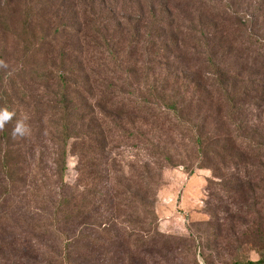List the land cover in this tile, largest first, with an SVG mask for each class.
I'll list each match as a JSON object with an SVG mask.
<instances>
[{"label": "rangeland", "instance_id": "374dc122", "mask_svg": "<svg viewBox=\"0 0 264 264\" xmlns=\"http://www.w3.org/2000/svg\"><path fill=\"white\" fill-rule=\"evenodd\" d=\"M44 1L0 0L1 69L54 70L71 48L58 25L70 20L69 1L42 16ZM91 1L125 66L91 77L96 99L110 102L79 110L77 142L60 137L52 98L17 101L12 127L0 129V264H199V253L206 264H264V50L255 45H264V0ZM30 12L47 40L44 54L24 58L16 35ZM153 16L164 26L150 25ZM82 35L86 76L103 61ZM214 62L235 85L234 110L211 86ZM30 76L17 79L20 95L56 91ZM255 79L259 91L241 94ZM155 96L194 100L183 114L205 151L182 141L187 126L169 116L110 107ZM20 120L28 131L13 135Z\"/></svg>", "mask_w": 264, "mask_h": 264}, {"label": "trees", "instance_id": "16d2710c", "mask_svg": "<svg viewBox=\"0 0 264 264\" xmlns=\"http://www.w3.org/2000/svg\"><path fill=\"white\" fill-rule=\"evenodd\" d=\"M69 1L70 3V13L68 23H66L65 15H61L59 17L58 25L61 26L66 33L71 38V48L68 51L59 52L61 54V60L56 69L52 70L47 64H39L36 68V71H30L31 76L28 75L26 71V67L22 69V71H14V70H6L0 68V109H7L10 112H13V108L16 107L17 101L23 102V100L27 101H37L38 103H46V98H52L54 101L53 105L58 109L59 117L57 124L58 127L62 129V133L60 137L63 138L64 141H74L77 142L79 139H84L82 134L77 129V122L80 118L78 115L79 110L84 107L87 108L94 106H98L99 103L103 104L105 107L109 106V101L103 99L99 101L96 99L95 95H97L95 89L98 88L97 82L95 79L91 78L92 76L100 77L104 74L105 70H109V67H112L115 72L121 70L123 65L122 61L119 60L118 53L116 54V50L114 49V45L110 44V40L105 37L103 34V30L107 29V22H98L99 19L96 15H94L90 8L86 3L90 2L93 5L91 0H46L43 3L42 16L44 13L48 11L54 12L55 15L58 16L62 12L63 7ZM184 1V0H183ZM58 5L55 6V3ZM86 4V5H85ZM79 5L82 6L83 10L79 9ZM54 8V9H53ZM54 10V11H53ZM168 17V16H166ZM33 20V14L25 13V21L23 23L22 31L17 34L18 40L23 45V53L22 56L24 58H35L37 55L44 54L42 51L43 42L47 40V36L45 34L37 35L34 30H31V24ZM136 24V22H135ZM135 24H127L128 26H132L130 29L134 30V33L139 32ZM160 25L164 26V23H161V18H155L150 23V25ZM214 26V25H213ZM171 28V24L166 26V29ZM56 28L55 34L56 38L60 37L63 30L58 31ZM165 30V29H164ZM56 31H58L56 33ZM61 32V33H59ZM59 33V34H58ZM83 33L92 34L93 40L90 44L95 43V48L102 57V63L98 64L96 67H93L92 72L84 76L82 74L81 68L78 63V59L81 56V49L83 42ZM133 35V33H131ZM85 36V34H84ZM38 43V48H37ZM257 47H260L261 50H264V45L258 42H255ZM264 60V57H263ZM69 64L70 68L66 70L65 65ZM215 65V66H212ZM210 66L213 67L211 73H209V77H212L211 86H214V90L219 91L221 95H223L224 99H222V105H226L230 108L235 107V99L228 94L229 90H235V85L228 82V77L225 71H220L217 68L216 63H212ZM260 66L264 68V61L260 63ZM127 68V67H126ZM106 76L110 79L112 78V73ZM30 76L28 79L31 81H36L41 85L45 86H54L57 85V89L51 95H34L29 93L19 94V89L17 86V79L19 77H23L24 79ZM113 76V75H112ZM105 79V77L101 78V80ZM262 79H255L250 81V84L243 87L241 90V94H253L259 91L260 83ZM53 82V83H52ZM55 82V84H54ZM214 83V85H213ZM97 85V86H96ZM194 91L199 89L201 85L199 83H194ZM109 88H107L108 93ZM111 93V92H110ZM199 93V92H198ZM99 95V94H98ZM199 95V94H198ZM248 95V96H249ZM20 97V98H19ZM105 97V96H104ZM156 101H150L149 103L145 102H132L129 103H118L115 106L111 105L110 107L116 108L120 111L122 110V115L125 116L127 114L132 113H140V114H152V116L156 118H162L163 120L168 118L169 120L175 119L178 121L177 125L182 129L181 126H187V129L181 133L183 135L182 141L187 139L188 144H192L193 147L202 148L205 151L204 142L201 134H199V128L197 127V123H193L192 127L190 126V121L183 114V110L186 108L188 103L194 102V100L187 99H166L159 98L155 96ZM200 98H198L199 101ZM158 100V101H157ZM102 106V105H101ZM220 107V105H218ZM100 108V105L98 106ZM14 116V115H13ZM15 118L13 117L11 121L7 122L5 125L12 127ZM170 122V121H169ZM181 125V126H180ZM92 126V125H91ZM90 126V127H91ZM4 134V133H3ZM7 134V133H6ZM11 134V131L8 135ZM207 154V153H206ZM173 157H169L168 164L173 163Z\"/></svg>", "mask_w": 264, "mask_h": 264}, {"label": "clouds", "instance_id": "9594fccd", "mask_svg": "<svg viewBox=\"0 0 264 264\" xmlns=\"http://www.w3.org/2000/svg\"><path fill=\"white\" fill-rule=\"evenodd\" d=\"M2 63V62H0ZM14 113L8 111L7 109H0V129H3L5 124L12 120ZM28 128L23 120L17 121L14 129L13 135L23 136L27 133Z\"/></svg>", "mask_w": 264, "mask_h": 264}, {"label": "water", "instance_id": "95a60500", "mask_svg": "<svg viewBox=\"0 0 264 264\" xmlns=\"http://www.w3.org/2000/svg\"><path fill=\"white\" fill-rule=\"evenodd\" d=\"M198 261H199V264H206L205 260L203 259L200 253L198 254Z\"/></svg>", "mask_w": 264, "mask_h": 264}]
</instances>
